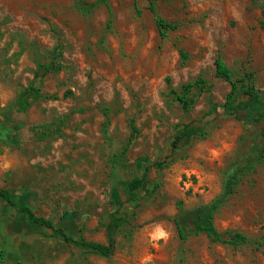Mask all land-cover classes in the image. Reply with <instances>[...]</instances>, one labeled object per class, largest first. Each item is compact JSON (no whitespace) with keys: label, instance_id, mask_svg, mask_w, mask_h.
<instances>
[{"label":"rangeland","instance_id":"1","mask_svg":"<svg viewBox=\"0 0 264 264\" xmlns=\"http://www.w3.org/2000/svg\"><path fill=\"white\" fill-rule=\"evenodd\" d=\"M97 1L0 0V123L15 130L11 146L0 143V189L71 237L113 240L116 253L102 258L69 246L0 200V264H264V249L192 234L195 213L223 198L243 168L215 225L264 241L259 1L156 0L159 16L179 25L165 40L147 0H108L110 11L94 8ZM58 42L63 69L41 84L40 65ZM219 54L237 76L253 73L259 94L243 96L242 111L206 116L231 90L215 75ZM199 78L210 90L194 91L196 105L185 114L171 90ZM32 84L47 98L20 113L15 102ZM132 120L139 133L125 152ZM170 161L152 168L141 190H128L146 167Z\"/></svg>","mask_w":264,"mask_h":264},{"label":"trees","instance_id":"2","mask_svg":"<svg viewBox=\"0 0 264 264\" xmlns=\"http://www.w3.org/2000/svg\"><path fill=\"white\" fill-rule=\"evenodd\" d=\"M149 2V10L154 16V20L158 29L159 36L161 40L168 38L171 32H175L179 29V25L170 23L165 19L161 18L157 12L156 0H147ZM259 6L264 14V0H258ZM105 6L110 11V6L108 0H98L93 7ZM112 19L108 21V28L112 27ZM264 29V22L262 24ZM63 46L62 43L58 42L53 51L48 52V62L46 64L40 65L42 69V74L40 75L41 84L44 82L45 78L50 75L57 73L63 69L62 60H63ZM183 64H186L188 61V56L184 52H180ZM215 75L218 79H221L230 84L231 90L225 99V103L222 106H214L211 108L206 116H211L218 111L219 108H222L224 111L229 112L231 110H243V105L240 102V99L245 97L254 98L259 94V91L254 85L255 76L251 72H244L241 76H237L234 71L227 65L222 56L219 54L215 60ZM169 82V80H168ZM210 90V84L203 78H199L193 83H188L180 90H171V95H173L176 101L180 104L183 112L189 114L196 105L197 97L194 94V91H197L198 94L206 93ZM264 95V93H261ZM69 95V94H67ZM47 98L43 94L42 86L32 84L26 89H24L18 96L15 102V108L20 113L28 112L36 103L40 100ZM104 114L108 117V111L105 110ZM108 119V118H107ZM109 125V120L106 121L104 125V132L107 133ZM131 128V137L128 142L125 152L129 149L131 143L136 139L138 135V129L135 125V122L132 120L130 122ZM15 130L10 127L8 124L0 123V143H3L5 146H11V138H13ZM181 140L180 137H176L172 149L175 150L178 142ZM173 161L158 163L152 167H146L143 175L139 178L134 179L128 185V190L130 192L139 191L142 189L144 184L147 182L149 172L152 168L164 170L167 169ZM245 170L243 168L238 169L233 176L228 180L225 190V195L223 198L218 199L211 206L199 209L193 218V235H205L213 243L230 245L234 247L242 246H252L258 249H264V241L253 240L243 234L226 232L221 233L218 231L215 225V216L220 211L222 206L225 203V198L233 195L235 189L240 183L242 176L245 175ZM0 200L7 203L11 207L15 208L19 213L24 214L28 221L33 225H39L52 232L53 237L61 239L65 244L69 246H74L78 248L85 249L91 254L98 255L102 258H111L116 253V246L113 240H109L107 244L97 243L88 241L84 235L81 234L79 238H74L65 233L64 230L56 228L54 223L46 218L38 217L29 207L19 206L15 203L12 198V193L5 189H0ZM114 223L116 227L120 225V220L115 218ZM179 237L182 240H187L190 234L187 233L184 226L177 222ZM5 252L0 251V261H4Z\"/></svg>","mask_w":264,"mask_h":264}]
</instances>
